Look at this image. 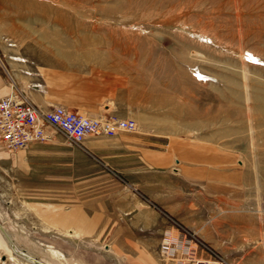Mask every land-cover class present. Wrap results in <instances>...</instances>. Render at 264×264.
Here are the masks:
<instances>
[{"label":"rangeland","instance_id":"1","mask_svg":"<svg viewBox=\"0 0 264 264\" xmlns=\"http://www.w3.org/2000/svg\"><path fill=\"white\" fill-rule=\"evenodd\" d=\"M63 8L71 6L0 0V56L59 77L92 67L127 75L135 94L141 89L150 106L158 105L156 115L142 117L144 124L230 157L215 167L224 177L192 186L196 207H157L119 173L117 180H101L103 207L96 208L104 218L136 230L148 225L138 236L160 229L147 244L123 240L117 250L145 251L156 264L218 258L264 264V0H88L74 9L78 16L69 17V27ZM97 161L95 168H104ZM33 182L8 157L0 164V226L11 242L2 251L6 257L24 249L16 239H38V207L61 204L60 197L32 192ZM136 196L150 207H134ZM99 250L108 258L115 251ZM116 262L125 264L121 257Z\"/></svg>","mask_w":264,"mask_h":264},{"label":"crops","instance_id":"2","mask_svg":"<svg viewBox=\"0 0 264 264\" xmlns=\"http://www.w3.org/2000/svg\"><path fill=\"white\" fill-rule=\"evenodd\" d=\"M2 57L0 63L11 82L0 69V98L14 87L42 109L60 105L89 117L133 119L138 129L112 137L87 136L82 147L70 145L60 133H54L51 139L35 143L27 151L0 150L2 166L8 157L21 175L36 181L30 189L32 192L62 198L61 204L38 207L42 227L38 239H16L24 249L14 250V257L2 254L11 242L0 226V264H23L21 253L41 264H117L118 257L125 264H156L145 251L117 250L123 240L147 244L150 237H160V229L154 231L157 235L149 236L148 232V237L138 236V230L149 226L136 230L133 223L128 226L110 217L104 218L96 208L103 207L99 195L101 180L119 173L157 207H196L199 194L192 186L198 181L213 183L216 176L224 177V169L215 167L229 161V155L219 154L208 145L184 142L144 124L142 117L156 115L158 105L154 102L150 106L141 89L135 94L134 83L127 75L105 67H92L62 72L59 77L42 74L18 58L3 57L1 61ZM96 159L108 170L96 169L93 163ZM134 199L137 202L134 207H150L143 205L137 196ZM119 233L123 238H119ZM102 246L115 249L113 257L102 253L99 250Z\"/></svg>","mask_w":264,"mask_h":264},{"label":"built area","instance_id":"3","mask_svg":"<svg viewBox=\"0 0 264 264\" xmlns=\"http://www.w3.org/2000/svg\"><path fill=\"white\" fill-rule=\"evenodd\" d=\"M136 131L133 119L88 117L60 105L42 109L16 88L0 98V145L14 152L26 151L35 143L51 139L54 133L62 134L70 145L82 147L87 136L112 137L119 132ZM164 245V251L170 250L169 244ZM20 255L23 264H41L35 258L27 259L25 253ZM196 264L225 263L218 258L215 262L200 260Z\"/></svg>","mask_w":264,"mask_h":264},{"label":"bare ground","instance_id":"4","mask_svg":"<svg viewBox=\"0 0 264 264\" xmlns=\"http://www.w3.org/2000/svg\"><path fill=\"white\" fill-rule=\"evenodd\" d=\"M62 3H64V4H67V5H70L71 6V8H69V10L68 11H66L64 8V13L61 11V13H60V16L61 17H63L62 19L64 20L65 19V21H63V22H65V26L66 27H69L70 26V19H69V17H71V18H73V16L75 17V15H76V17L78 16V14H77V12L74 10V9H80V10H82V8L84 7V5H86L87 3H88V0H60ZM90 4V3H89ZM66 7V6H65ZM40 9V8H39ZM66 11V12H65ZM71 12V13H70ZM75 14V15H74ZM60 17V18H61ZM56 20H57V17H56ZM61 21V20H60ZM60 21H59V24H60ZM55 22V21H54ZM62 24V25H63ZM63 25V26H64ZM65 28V27H64ZM65 30H66V28H65Z\"/></svg>","mask_w":264,"mask_h":264}]
</instances>
